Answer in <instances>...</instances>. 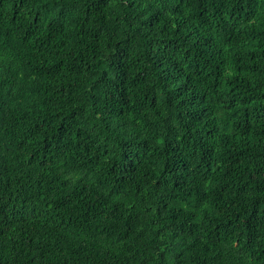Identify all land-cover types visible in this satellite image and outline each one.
<instances>
[{"label":"trees","instance_id":"obj_1","mask_svg":"<svg viewBox=\"0 0 264 264\" xmlns=\"http://www.w3.org/2000/svg\"><path fill=\"white\" fill-rule=\"evenodd\" d=\"M0 264H264V0H0Z\"/></svg>","mask_w":264,"mask_h":264}]
</instances>
